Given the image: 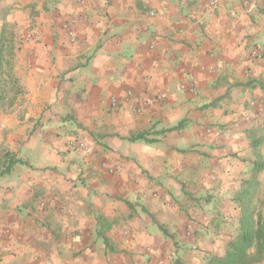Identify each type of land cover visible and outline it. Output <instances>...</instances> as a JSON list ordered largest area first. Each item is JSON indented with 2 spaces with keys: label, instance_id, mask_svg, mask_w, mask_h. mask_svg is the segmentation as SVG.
I'll return each mask as SVG.
<instances>
[{
  "label": "crops",
  "instance_id": "crops-1",
  "mask_svg": "<svg viewBox=\"0 0 264 264\" xmlns=\"http://www.w3.org/2000/svg\"><path fill=\"white\" fill-rule=\"evenodd\" d=\"M209 1L0 0L17 45V92L0 98V264L224 254L255 150L264 165V0Z\"/></svg>",
  "mask_w": 264,
  "mask_h": 264
},
{
  "label": "trees",
  "instance_id": "trees-1",
  "mask_svg": "<svg viewBox=\"0 0 264 264\" xmlns=\"http://www.w3.org/2000/svg\"><path fill=\"white\" fill-rule=\"evenodd\" d=\"M4 28L0 33V98L4 99L9 76L5 64L6 46ZM179 124L176 128H180ZM135 139H143L138 135ZM247 177L241 179L239 189L232 195L233 201L240 210L238 227L235 236L228 243L222 256L209 255L207 264H256L264 257V187L258 175L263 170V163L258 151L254 152V161Z\"/></svg>",
  "mask_w": 264,
  "mask_h": 264
},
{
  "label": "built area",
  "instance_id": "built-area-1",
  "mask_svg": "<svg viewBox=\"0 0 264 264\" xmlns=\"http://www.w3.org/2000/svg\"><path fill=\"white\" fill-rule=\"evenodd\" d=\"M71 2L73 3H77V4H83L82 0H71ZM207 7L209 9H217L219 7V2L218 0H210L207 4ZM76 26H77V20L74 17H71L69 19H67L64 23H63V30L66 34V36L68 37L69 41L71 43H75L76 42ZM252 57H256L257 56V52L254 50L251 54ZM184 88V87H183ZM181 87V89H183ZM189 90L192 91L193 90V86L191 85L189 87ZM128 98L132 97V92H127L126 95ZM166 95L164 93H159L157 95H155L154 99L158 100V101H162L165 100ZM116 100L113 99L112 100V104L115 105ZM2 127V123L0 122V128ZM67 146L69 149L72 150H79V151H83V152H89L90 149L87 147V145L78 139L75 138H71L70 140H68L67 142ZM159 264H163L162 262H159Z\"/></svg>",
  "mask_w": 264,
  "mask_h": 264
},
{
  "label": "rangeland",
  "instance_id": "rangeland-1",
  "mask_svg": "<svg viewBox=\"0 0 264 264\" xmlns=\"http://www.w3.org/2000/svg\"><path fill=\"white\" fill-rule=\"evenodd\" d=\"M12 32L9 31L8 29H6L5 31V35H4V38L5 39V46H6V49H5V52H6V64H5V70H6V74L9 76V79H8V85L6 87V93H12V94H15V92H17V87L16 85L14 84V81H13V73H12V60H13V57H12V53H13V50H15L16 46L14 41L12 40Z\"/></svg>",
  "mask_w": 264,
  "mask_h": 264
}]
</instances>
